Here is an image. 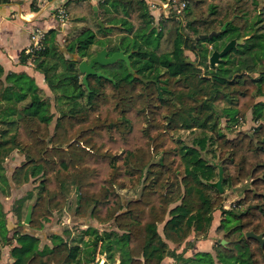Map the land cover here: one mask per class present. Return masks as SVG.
<instances>
[{
    "label": "trees",
    "instance_id": "trees-1",
    "mask_svg": "<svg viewBox=\"0 0 264 264\" xmlns=\"http://www.w3.org/2000/svg\"><path fill=\"white\" fill-rule=\"evenodd\" d=\"M63 5L72 32L79 26L73 37L61 43L58 30L49 29L42 49L20 55L45 74L57 117L34 77L6 74L0 63V197L31 184L13 201L16 225L0 199V261L8 252L6 264H98L101 253L103 264H163L182 256L180 246L188 251L199 242L201 254L264 264V246L246 235L264 233V101L258 100L264 97V0H188L186 22L157 23L147 0ZM214 30L222 32L196 39ZM242 38L210 64L215 49ZM104 47L131 53L133 72L122 59L97 63L114 80L93 74L88 88L79 62ZM250 110L254 127L239 129ZM14 151L23 161L7 174ZM207 155L222 163L226 191L250 182L231 208L225 192L210 184L219 168ZM72 192L74 222L87 224L83 247L69 245L68 226L47 237L42 232ZM217 210L220 237L209 248Z\"/></svg>",
    "mask_w": 264,
    "mask_h": 264
},
{
    "label": "crops",
    "instance_id": "crops-1",
    "mask_svg": "<svg viewBox=\"0 0 264 264\" xmlns=\"http://www.w3.org/2000/svg\"><path fill=\"white\" fill-rule=\"evenodd\" d=\"M66 1L68 0H11L7 4L0 5V63L3 65L6 74L10 72L27 73L34 77L36 83L48 93L50 86L45 74L37 70L32 62H21L20 55L30 44V29L34 25H39L46 30L56 28L59 32L58 38L60 41L65 35H69L72 32L70 24L62 22L56 13L57 5ZM92 1L94 2V0ZM64 225L71 226L70 222L64 223ZM85 225L87 226L83 222L80 223L82 228ZM52 230L55 229L51 227L50 222L47 225V229L42 232L47 237ZM83 233L85 234L84 231ZM74 236L76 243L70 241L69 245L71 247H83L89 239L86 234L82 237L75 233ZM45 243L51 242L47 239ZM198 243H196L195 247L198 246ZM8 255L7 252L4 255L5 259L0 261V264H6ZM170 258L172 259V257H167L163 264L165 261L170 263ZM96 261H98V264H103L106 261V256L98 253Z\"/></svg>",
    "mask_w": 264,
    "mask_h": 264
},
{
    "label": "rangeland",
    "instance_id": "rangeland-1",
    "mask_svg": "<svg viewBox=\"0 0 264 264\" xmlns=\"http://www.w3.org/2000/svg\"><path fill=\"white\" fill-rule=\"evenodd\" d=\"M94 2L97 3V0H94ZM185 27L188 30L187 25ZM78 28H79V26H78ZM78 28H76V30H73V32L70 33L69 35L68 34L65 35L63 37V39L61 40V43H64L65 40L67 41V40L71 39V37H73V35L77 32ZM188 31L194 32L191 28H189ZM187 54H188V56H189L188 58L190 60L196 61L197 58H196V55L194 53H192L191 51H188ZM46 94L48 96H50L52 101H53L52 109L54 111H56V117H57L59 114L57 112V106H56V100H55L56 94H55V92H53V90L51 88H49L48 93L46 92ZM258 100L264 101V97H259ZM56 117H55L54 121L51 123L52 130L54 129V126H55ZM222 121H223V125L227 124V119L224 118ZM254 125H255V121L253 120V111L250 110L247 114V118L245 119V121L239 126V129L251 130L254 127ZM226 132L229 133L228 134L229 136H233L235 133L231 129H226ZM183 133H185L187 135V132H183ZM207 158L213 159V157L208 156V155H207ZM22 161H23L22 154L19 153L18 151H14L13 154L7 159L6 164H5L7 174H9L16 165L21 164ZM30 185L31 184H27L22 189H18V190L14 189L13 194L10 196H4L2 194L0 197V199L4 203L6 211L8 212V217L11 220V224L14 223L16 225L18 222V220H16V218L14 217L13 212L11 211L13 201H14L15 197L21 195L24 192V190H26ZM249 185H250L249 181H244L236 188L227 189V191L224 188V192L226 195V200L224 202L225 207L231 208L243 196L244 189ZM123 193H125V192H123ZM125 197H127V196L125 195ZM75 205H76V194L74 192H72L70 194L69 205L65 208V210L61 213H55L52 217L47 219V225H48V223L51 222V227H53L57 231H62V229H64V223L70 222L71 226L68 228L70 233L69 234L67 233L64 236L67 239L68 243H70V241H73L74 243H76L75 239H74L75 233L78 236L84 237L85 234L83 233V230L87 227L85 225V227L82 228L80 226V222L79 223L74 222V220H75L74 219ZM221 218H222V212L220 210H217L215 212L213 228L210 231V235L208 237V239H210L209 244H208L209 248L213 247L216 240L220 237L216 234L215 227L218 224V222H220ZM93 224L98 225L97 222H93ZM160 229H162V225L160 226ZM73 232H75V233L73 234ZM192 239H193V237H192ZM74 243H73V245H74ZM198 246H199V243H198ZM184 247H185V244L178 248L179 252L182 253L181 257H176V258L172 257V259L170 258L171 264H241V263H238L232 259L219 257L217 254H214V253H212L210 255L201 254V253H199V247L192 248L193 250L189 249L188 251H183ZM208 247L203 246V249H208ZM194 250H196V251H194ZM193 252H195V253L193 254ZM170 263L165 261L164 264H170Z\"/></svg>",
    "mask_w": 264,
    "mask_h": 264
},
{
    "label": "water",
    "instance_id": "water-1",
    "mask_svg": "<svg viewBox=\"0 0 264 264\" xmlns=\"http://www.w3.org/2000/svg\"><path fill=\"white\" fill-rule=\"evenodd\" d=\"M94 10H95V14L98 17V22L100 24H102V19L99 17V11H98V5L95 4L94 5ZM228 23H226L223 26L222 30H225L227 27ZM222 30L220 31H212L209 34H201L198 35L196 37V39L202 38V39H206V38H212L215 35H218L222 32ZM243 42V38L242 39H232L231 41H229L226 46L219 50V49H215L212 54L209 57V62L212 66L217 65L220 60L228 53L229 50H231L232 48H235L237 46V44L242 43ZM130 55L131 53L126 52L124 49H121L119 51H116L112 54H109V50L104 47L103 49L97 51L96 55L93 56L89 61L87 59H83L82 61L79 62V69L80 71L83 73V82L84 84L89 88V82H88V77L90 75L96 74L100 77H105L111 80H114L113 77H111L109 74L104 73L103 71H99L96 69L95 65L97 63L106 65V64H111L116 62L119 59L125 60L127 62V65L129 66L130 70L133 72V68L131 67V60H130ZM211 161V163H213L214 165L218 166L219 168V178L217 181L211 182L210 184L213 185L214 187H216L217 189H219V191L224 192V186H223V181H224V168L223 165L220 161H214L213 159H209ZM32 209H33V204L31 203L28 207L26 216H25V220L24 222L26 224H30L32 221ZM247 237H253L257 240L260 241L261 245L264 246V233H256L255 231L251 230L248 231L246 233ZM223 242H225V240L223 239Z\"/></svg>",
    "mask_w": 264,
    "mask_h": 264
},
{
    "label": "built area",
    "instance_id": "built-area-1",
    "mask_svg": "<svg viewBox=\"0 0 264 264\" xmlns=\"http://www.w3.org/2000/svg\"><path fill=\"white\" fill-rule=\"evenodd\" d=\"M147 2L156 23L158 20L168 17H177L186 22V7L188 0H147ZM63 4L64 3H60L57 5V17L62 22L68 23V14ZM47 32L48 30L39 25L32 26L30 29V44L25 49L26 53L32 54L42 49L45 45ZM30 62H32V60H30Z\"/></svg>",
    "mask_w": 264,
    "mask_h": 264
}]
</instances>
